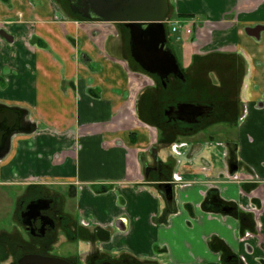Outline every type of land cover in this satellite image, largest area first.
<instances>
[{
	"label": "crops",
	"instance_id": "1",
	"mask_svg": "<svg viewBox=\"0 0 264 264\" xmlns=\"http://www.w3.org/2000/svg\"><path fill=\"white\" fill-rule=\"evenodd\" d=\"M172 5L193 17L195 35L181 29L177 38L183 65L196 62L199 80H207L175 101L197 99L217 109L209 120L216 133L178 139L187 145L168 174L151 166L153 154L165 160L168 150L159 151L158 130L135 110L151 87L115 53L111 26L66 22L47 0H0V104L26 109L37 129L17 136L0 160V188L29 177L55 183L77 199L79 217L102 234L96 250L112 257L241 264L243 256L247 264H264V5ZM191 42L200 55H193ZM225 68L241 70L238 94L246 117L239 126L241 102L233 115L224 112L218 86L229 74ZM235 159L239 181L229 178ZM251 169L261 182L251 180ZM168 183L174 188L169 205ZM250 205L258 208L257 219L244 210ZM247 232L253 237L242 241Z\"/></svg>",
	"mask_w": 264,
	"mask_h": 264
},
{
	"label": "flooded vegetation",
	"instance_id": "2",
	"mask_svg": "<svg viewBox=\"0 0 264 264\" xmlns=\"http://www.w3.org/2000/svg\"><path fill=\"white\" fill-rule=\"evenodd\" d=\"M47 1L52 4L57 13L66 22H101L110 25V28L115 32V37L112 40L115 53L127 62L132 71L141 73L145 81L149 83L152 92H146V95L140 96L136 102L137 118L153 129L158 130L160 137L158 142L159 151L168 150L169 154L165 160H162L157 153L153 154L151 157L152 167L156 166L164 169L169 174L177 163L181 148L187 145L182 143V140H192L197 135L209 133L210 131L216 133L214 131V121L209 122L217 109L214 103L206 104L197 99L175 101L179 95H189L190 91L195 90V88L198 89L200 82H207V80L206 78L199 80L198 74L200 73L196 62L192 68H186L183 65L180 56L181 45H178L179 41H174L171 37L168 25L170 23L179 24L177 21H179V18H183L186 27L179 26L188 37L192 38L195 35V29L193 26L189 28L188 21L193 17L188 14L181 15L176 13L172 0H167L169 12L164 32L158 33L157 27L152 26L150 33L153 35L150 34L149 38H142L147 42L146 51H143L140 43L132 40L130 30L126 26L129 24L128 22L96 19L97 14L94 13L87 0ZM255 5L262 7L264 0H255ZM31 6L34 7L35 4L32 3ZM174 16L177 17L175 21H173L174 18L172 19ZM196 20L197 27L203 24V21H200V17ZM116 27L119 32L114 29ZM252 33L257 35L260 32L259 30H254ZM191 46L193 55H200V48L193 42H191ZM150 52H153L154 60H151L148 56L152 55ZM148 61L151 62L149 63ZM206 63L208 66L212 64L206 60L202 64ZM225 72L231 74L223 75V83L218 87L222 90L223 105L226 104L227 106L224 112L233 115L241 102L238 94L241 70L225 68ZM212 86L214 87V85ZM240 111L242 112L237 119V126L242 125L246 117L242 102ZM36 132L37 129L30 122L26 109L7 107L0 104V160L10 152L12 143L17 136L31 135ZM204 135L202 134V136ZM161 140L162 142H160ZM153 149L157 151L158 148L154 147ZM237 164L238 160L235 159L229 167L231 174L228 177L233 181H239ZM250 173L253 182H261L259 175L254 169H251ZM54 185L55 183L48 180H34L31 177L23 182L8 183L6 185L9 186L6 187V191L10 195L11 200L15 199L13 197L16 194L17 199L13 202L10 211V219L13 220L12 225H10L12 228L0 233V259L1 254L7 255V259L0 261V264H18L20 258L28 254L63 258L75 264H100L104 262L113 264H150V261L136 259L130 255L123 254L118 257H112L99 253L95 247L102 234L99 230L91 229L90 223L79 217L78 210L77 214L73 215L67 209L71 205L76 207L74 203L78 202L77 199L67 195ZM166 186L164 197L169 205L174 195V188L170 183ZM244 210L253 213L255 219H257L259 214L256 206L250 205ZM251 237H253V234L247 232L241 240L244 241ZM81 244L92 247V250L89 253H81L79 250ZM57 248H60L61 256L55 254ZM68 249L75 254L69 256L67 252H64ZM240 259L241 264H247L245 257L242 256Z\"/></svg>",
	"mask_w": 264,
	"mask_h": 264
},
{
	"label": "water",
	"instance_id": "3",
	"mask_svg": "<svg viewBox=\"0 0 264 264\" xmlns=\"http://www.w3.org/2000/svg\"><path fill=\"white\" fill-rule=\"evenodd\" d=\"M96 19L116 22H128L132 40H136L147 50V42L143 37L149 38L151 27H157L158 33H163L169 12L167 0H87ZM153 35V34H151ZM163 50V48H162ZM170 51V50H169ZM152 55H148L154 60ZM171 53V51H170ZM172 56V54H171ZM173 57V56H172ZM149 63L151 61H148ZM173 63L174 62L173 60ZM148 70L146 67H144ZM18 264H75L63 258L28 254L20 258ZM100 264H113L104 262Z\"/></svg>",
	"mask_w": 264,
	"mask_h": 264
},
{
	"label": "rangeland",
	"instance_id": "4",
	"mask_svg": "<svg viewBox=\"0 0 264 264\" xmlns=\"http://www.w3.org/2000/svg\"><path fill=\"white\" fill-rule=\"evenodd\" d=\"M195 6H197V3H194ZM198 17V16H197ZM174 18V19H173ZM173 21H175L177 19V17H172ZM179 23L180 26H182L183 28L186 27V25L184 24V19L183 18H179V21H177ZM170 23V22H169ZM188 23H190V21H188ZM168 27L170 28V24L168 25ZM107 28V27H106ZM112 29V28H111ZM115 30H118V28H114ZM119 32V30H118ZM119 34V33H118ZM117 34V35H118ZM170 35L171 37L174 39V41L177 40V38H179V36L183 35V31L181 32V30H179L178 33H173L170 29ZM183 38V37H182ZM185 40V39H184ZM13 198L17 199V194L16 196H14ZM15 199H13V201L11 200L10 195L7 193L6 191V187L4 188H0V233H2L3 231L9 230L10 228H12V223L13 220L10 219L11 217V208L13 205V202L15 201ZM78 203H74V206L77 207ZM76 207H73L72 205L70 206V208H67L69 211L72 212L73 215L77 214V209ZM70 249L64 251L67 252V254H69V256L74 255L75 253H71L69 251ZM79 250L81 251V253H83L84 251V247L83 245L79 247ZM55 254L61 256V252H60V248H57L55 251ZM4 259V258H3ZM5 259H7L5 257Z\"/></svg>",
	"mask_w": 264,
	"mask_h": 264
},
{
	"label": "built area",
	"instance_id": "5",
	"mask_svg": "<svg viewBox=\"0 0 264 264\" xmlns=\"http://www.w3.org/2000/svg\"><path fill=\"white\" fill-rule=\"evenodd\" d=\"M167 24H168V21H167ZM170 29L173 31V32H177L181 29V27L179 26V24L177 23H170ZM189 31V30H188ZM187 31V32H188Z\"/></svg>",
	"mask_w": 264,
	"mask_h": 264
},
{
	"label": "trees",
	"instance_id": "6",
	"mask_svg": "<svg viewBox=\"0 0 264 264\" xmlns=\"http://www.w3.org/2000/svg\"><path fill=\"white\" fill-rule=\"evenodd\" d=\"M5 257L7 258V255H6V254H1V259H0V261L5 260ZM3 258H4V259H3Z\"/></svg>",
	"mask_w": 264,
	"mask_h": 264
}]
</instances>
